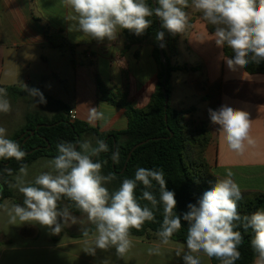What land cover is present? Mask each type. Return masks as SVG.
<instances>
[{
  "label": "clouds",
  "instance_id": "obj_1",
  "mask_svg": "<svg viewBox=\"0 0 264 264\" xmlns=\"http://www.w3.org/2000/svg\"><path fill=\"white\" fill-rule=\"evenodd\" d=\"M67 10L65 20L70 22L69 31H78L83 36L103 42L117 41L119 34L127 30L136 36L143 35L156 17L161 28L172 35H184L191 27V9L214 27V41L220 49H230L232 55L221 52L231 71L245 68L249 63L264 61V0H61ZM157 41L164 39V32L156 34ZM24 90L34 103L44 104L46 98L39 89ZM11 111V102L5 88H0V113ZM211 123L218 125L217 132L228 148L243 154L256 141L250 135L249 113L224 105L218 110L209 109ZM97 108L89 110V124L95 126L104 120ZM57 155L48 160L34 180L27 181L28 166L22 165L14 176L10 187L23 195L22 204L5 206L9 223L16 225L31 223L49 229L59 235L77 217L68 207H60L67 199L86 215L94 226L91 240H85L83 251L95 256L97 249L107 251L115 248L117 258L124 259L132 249L131 229L139 231L146 222H155V212L162 208V222L157 230L159 241L167 245L179 232L182 220L186 221V250L176 251L184 264H201V254L216 258L220 264H235L240 259L239 246L242 232L253 233L250 245L254 252L253 264H264V209L241 215L239 201L243 198L240 186L233 179L234 173L227 170L222 178H216L211 188L204 192L197 203H189L188 211L181 218L175 211L177 201L174 191L166 186L163 170L139 167L134 179L125 178L114 191L106 185L114 179L113 174L103 175V163L97 159L109 151L105 140L97 138L75 143L61 141L56 145ZM27 153L18 142L8 137L7 129L0 126V160L23 161ZM119 148L112 153L111 160L119 163ZM106 163V161L104 162ZM12 175L10 169H5ZM153 181L159 186V198L151 191ZM142 185L137 196V187ZM146 201L147 203H141ZM85 237L89 230L83 231ZM149 255H160L159 246L150 247ZM103 264H110L105 260Z\"/></svg>",
  "mask_w": 264,
  "mask_h": 264
},
{
  "label": "crops",
  "instance_id": "obj_2",
  "mask_svg": "<svg viewBox=\"0 0 264 264\" xmlns=\"http://www.w3.org/2000/svg\"><path fill=\"white\" fill-rule=\"evenodd\" d=\"M187 11L191 27L184 35H172L171 46L164 47L173 66L187 67L171 75L170 106L206 125L210 139L205 157L214 176L222 178L231 170L241 192L263 193L264 73L251 74L244 68L229 70L220 58L221 52L224 55L225 52L216 46L214 32L209 31L198 13ZM66 14L61 0H0V88L24 89V84L39 89L47 103L57 99L69 110H76L78 121L100 132L126 129L125 107L105 100L98 80L115 95L125 93L127 102L135 108H145L158 83L154 38L128 44L122 31L117 41H96L78 31H69ZM51 35L64 36L66 44L54 47L47 37ZM63 77L67 83L74 79L72 96L62 97L57 93ZM84 77L91 79L96 108L105 117L95 126L89 124V117L82 111L89 104ZM79 93L84 94L81 99ZM224 105L249 113L250 135L256 143L243 154L231 151L217 132L218 125L211 123L209 109L218 110ZM22 228L19 227L15 236L32 240L15 243L11 235L0 229V264H103L105 260L110 264H184L176 251L186 250V244L170 240L163 245L153 234L131 236L134 246L120 259L115 248L97 249L95 256L85 253L84 242L91 240L93 233L88 237L41 243L34 240L38 237L36 229L25 232ZM155 246L160 247L161 254L149 255L148 249ZM201 264L213 263L201 254Z\"/></svg>",
  "mask_w": 264,
  "mask_h": 264
},
{
  "label": "trees",
  "instance_id": "obj_3",
  "mask_svg": "<svg viewBox=\"0 0 264 264\" xmlns=\"http://www.w3.org/2000/svg\"><path fill=\"white\" fill-rule=\"evenodd\" d=\"M148 3L154 6L153 0H148ZM151 19L153 20L152 26L141 36H136L124 30L128 44L147 37L154 38L153 54L159 64V73L156 90L149 104L142 109L135 108L127 102L125 93L119 92L115 95L98 80V86L103 98L110 103L125 107L128 118V126L126 129L100 132L98 129L78 120L70 122L68 119L69 109L62 102H59L63 108V112L55 115L53 119L45 121L46 124L54 125L40 127L35 135L30 136L25 142H23L25 137L20 138L18 141L13 139L20 144L21 149L25 152L39 146L47 148L36 150L31 154L27 153L24 160L20 162L14 159L0 160V209L4 199L14 197L10 184L22 165H28L40 157L53 158L57 155L56 145L59 142L68 141L75 143L78 141V137L79 141H82L84 136H92L95 140L99 138L105 140L108 144L109 151L101 153L99 157L94 159L103 163L102 174H113L114 179L111 180L113 191L118 189L123 179H134L135 171L139 167L155 168L157 170L162 169L165 175L167 189L175 193L177 201L175 211L181 218L188 211L187 205L189 203H197L204 192L211 188V184L215 179L219 178L211 173L205 157V151L210 139L206 125L187 118L185 112L172 108L170 103L168 108L165 109L163 89L169 95L172 73L177 69H187V67L177 68L173 66L166 50L165 54L168 67L167 69L164 67V64L160 60V41L156 39L157 32H160L158 26L159 20L156 17H152ZM207 27L209 31L214 32L212 25L207 23ZM162 31L166 37L164 47H170L172 34L164 29ZM47 37L54 47H62L66 44L65 38L62 35H51ZM224 52L226 56L232 55L230 49L225 48ZM244 69L251 74L264 73V61H261L259 64L249 63ZM165 74H167V78L164 83ZM5 89L7 90L8 97L15 95L25 96L28 94L24 89L15 86L6 87ZM27 128L35 130V122H28ZM27 135L29 133L25 136ZM145 140L149 141L135 149L130 160L127 161L131 149L136 144ZM117 147L120 151V159L119 163H114L111 160V155ZM105 161L106 163H104ZM126 164L127 167L124 169ZM5 169H10L12 175H8ZM142 188L143 186L138 184L137 196L141 194ZM151 191L158 199L159 186L155 181H153ZM242 197L239 201L241 215L251 214L257 209H264V192H242ZM64 200L67 202L68 209L71 212L76 214L81 213L75 208L72 202L67 199ZM141 203L147 202L141 201ZM162 211V208H160L159 211L155 212V222H146L139 231L131 229V236L141 237L151 234L157 236V230L160 228V223L162 222ZM182 225L181 230L175 233L171 240L186 244L188 224L182 220ZM88 230L89 235H91L94 233V226L91 225ZM238 230L242 232L243 241L239 246L240 259L235 264H253L255 254L250 245L253 233L251 230L244 232L242 228ZM80 237L85 236L81 233ZM211 260L213 264H220V261L216 258H211Z\"/></svg>",
  "mask_w": 264,
  "mask_h": 264
},
{
  "label": "rangeland",
  "instance_id": "obj_4",
  "mask_svg": "<svg viewBox=\"0 0 264 264\" xmlns=\"http://www.w3.org/2000/svg\"><path fill=\"white\" fill-rule=\"evenodd\" d=\"M62 79L63 82L57 85V93H59V95H61L62 97L72 96L74 79L70 78V81L68 83L65 82V77H63ZM82 80L85 82L87 86L86 88L89 90H87L88 92L85 94V96L89 100V104L82 111H84L89 117L90 108H96V92L92 90L93 86L89 77H84ZM97 93L101 98L99 91ZM78 95V97L81 99L84 94L79 93ZM8 99L11 102V111L7 114L0 113V126L6 128L8 137L11 139H16V141L28 130H33L31 128H27L28 122H35L36 126L40 124H46L45 121L51 120L55 115L63 112V108L59 103L60 101H56L57 99H54V101H50L48 103L46 102L44 104L37 105L34 103L33 98L30 97L28 94L25 96L15 95L12 97H8ZM84 139H91L93 145H95L96 140L94 137L84 136L82 140ZM50 159L52 158L40 157L34 160L32 163L28 164V176L25 179L27 181H32L34 180L35 176L41 173L42 171H48L49 169L45 167V164ZM13 182L14 178L12 183ZM106 187H108L110 191H113V185L111 182L108 183ZM12 189L14 197L4 199L1 206L2 209L0 210V229L5 230L9 235H11L15 243H20L22 240L25 239L32 240L31 237L27 236H25L24 238L15 236L19 227H23L22 229H24L25 232H29L30 230L32 231L33 229H36L38 232V237L36 236L34 240L38 239L41 243H47L52 242L55 239L66 240L74 237H80V234L83 233L85 229L88 230L91 226V223L87 220L86 215H84L83 213L76 214L71 212L70 210L69 212L78 218L77 222L76 224H72V222L69 221L64 226L63 230L59 235H52L49 229L41 227L39 224H20L19 221H17L16 225H12L9 223V215L5 209V206L10 209L13 204L23 203V195L17 189L13 187ZM60 207H68L67 202L64 199L60 201Z\"/></svg>",
  "mask_w": 264,
  "mask_h": 264
},
{
  "label": "water",
  "instance_id": "obj_5",
  "mask_svg": "<svg viewBox=\"0 0 264 264\" xmlns=\"http://www.w3.org/2000/svg\"><path fill=\"white\" fill-rule=\"evenodd\" d=\"M153 4H154V0H153ZM154 6H155V4H154ZM158 26H159V30L162 31V29H161V25H160V22L158 23ZM165 42H166V37H165V35H164V39L161 40L160 43H159V53H160V60H161V62L164 64V67L167 69V67H168V62H167V58H166V54H165V50H164ZM166 78H167V74H165V76H164V83L166 82ZM163 93H164V97H165V109H167V108H168V105H169V95L167 94V92H166L165 89H163ZM166 118H167V116H166ZM52 125H54V124H52ZM52 125H51V124H40V125L36 126L35 130H28V131H27L26 133H24L20 138L25 137L24 140H23V142H25L30 136L35 135L36 131H37L40 127H50V126H52ZM27 133H29V135L25 136ZM20 138H19V139H20ZM19 139H17V141H18ZM78 141H79V137H78ZM114 141H115V139H114ZM148 141H149V140H145V141H142V142L136 144V145L131 149V151H130V153H129V155H128L127 161L130 160L131 155H132V153H133V151H134L135 149H137L139 146L143 145L144 143H146V142H148ZM43 148H47V147L39 146V147H36V148H34V149H32V150L26 152V153L31 154V153H33L34 151L39 150V149H43ZM126 167H127V164L125 165L124 169H125Z\"/></svg>",
  "mask_w": 264,
  "mask_h": 264
},
{
  "label": "built area",
  "instance_id": "obj_6",
  "mask_svg": "<svg viewBox=\"0 0 264 264\" xmlns=\"http://www.w3.org/2000/svg\"><path fill=\"white\" fill-rule=\"evenodd\" d=\"M68 119H69L70 122H74V121L77 120V112H76V110H69Z\"/></svg>",
  "mask_w": 264,
  "mask_h": 264
}]
</instances>
